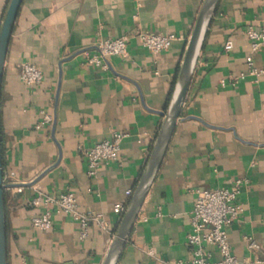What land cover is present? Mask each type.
Returning <instances> with one entry per match:
<instances>
[{
  "label": "crops",
  "instance_id": "0c3cea01",
  "mask_svg": "<svg viewBox=\"0 0 264 264\" xmlns=\"http://www.w3.org/2000/svg\"><path fill=\"white\" fill-rule=\"evenodd\" d=\"M8 1L0 0V24ZM203 2L23 0L0 105L7 264H103L122 218L115 208L128 207L156 145ZM249 26L264 28V0H218L180 117L115 264H189L196 190L238 178L248 181L239 197L243 212L228 229L231 250L241 261L264 264V75L228 82L247 69ZM139 30L178 39L153 53L132 36L128 56L110 58L109 69L87 62L97 40ZM253 59L263 67L264 48ZM24 62L38 66L42 83L22 81ZM42 111L53 121L36 128ZM116 131L129 134L119 160L103 161L89 175L81 149ZM67 190L81 211L101 214L110 228L92 225L81 240L76 221L57 212L52 229L35 228L32 218L45 208L33 198ZM247 235L259 250L247 247ZM207 249L211 260L220 259L215 246Z\"/></svg>",
  "mask_w": 264,
  "mask_h": 264
},
{
  "label": "built area",
  "instance_id": "2783aa9c",
  "mask_svg": "<svg viewBox=\"0 0 264 264\" xmlns=\"http://www.w3.org/2000/svg\"><path fill=\"white\" fill-rule=\"evenodd\" d=\"M246 34L251 45V52L246 57L247 69L231 75L228 82L232 84H236L247 76L258 78L264 75V66L258 67L253 59V54L264 48V28L257 29L249 26ZM132 36L138 38L142 45L153 53L169 49L172 42L178 39L175 34L149 33L141 30L134 35L123 34L116 38L99 39L93 46L94 53L87 56V62L90 65L109 69L110 58L128 56V43ZM232 47L233 43L227 41L224 49L229 51ZM21 79L28 85H37L43 82L44 75L35 63L24 62L21 64ZM42 113L43 120L36 125V128L53 121L51 114L44 111ZM128 136L127 132L116 131L110 139L82 148L81 153L88 164V174L96 175L103 161H118L121 144ZM247 181V179L238 178L230 186L196 190V199L191 211L192 230L187 235V244L191 249L189 264H259L262 262L257 259L241 261L232 252L229 241L228 229L243 212L239 197ZM32 204L35 206L43 204L45 208L42 213L32 218V225L40 230L53 228L54 212L69 215L76 221L81 240L89 236L92 225L102 231L110 228L109 222L101 214L81 211L76 195L70 190L58 196L39 194L33 198ZM115 211L123 216L126 208L117 206ZM245 241L252 252L261 248V244L253 236H245ZM207 246H215L218 249L219 260H211L212 253L208 251Z\"/></svg>",
  "mask_w": 264,
  "mask_h": 264
},
{
  "label": "water",
  "instance_id": "95a60500",
  "mask_svg": "<svg viewBox=\"0 0 264 264\" xmlns=\"http://www.w3.org/2000/svg\"><path fill=\"white\" fill-rule=\"evenodd\" d=\"M23 0H9L3 19L0 24V105L3 83L4 67L7 51L12 36L15 20ZM218 0H204L202 8L197 17L191 37L188 41L186 52L180 66V72L169 106L166 120L161 128L156 145L150 155L146 168L141 175L139 183L130 199L129 205L124 212L116 235L108 249L103 264H115V260L129 234L140 208L148 192L150 181L160 164L166 151L177 119L186 98V94L197 64L207 26L215 11ZM5 180L3 166V148L0 122V264H7V233H6V209H5Z\"/></svg>",
  "mask_w": 264,
  "mask_h": 264
}]
</instances>
